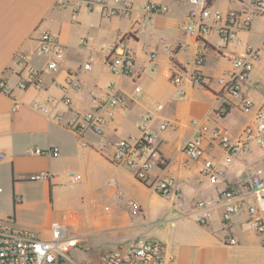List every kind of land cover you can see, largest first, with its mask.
Masks as SVG:
<instances>
[{
	"label": "crops",
	"instance_id": "1",
	"mask_svg": "<svg viewBox=\"0 0 264 264\" xmlns=\"http://www.w3.org/2000/svg\"><path fill=\"white\" fill-rule=\"evenodd\" d=\"M129 1L138 7L144 2L165 5L167 11L155 14L151 23L128 41L135 62L131 72L123 74L112 71L104 60L109 45L132 28L130 17L105 15L97 3L93 8L79 2L60 8L57 0H0V78L7 80V89L0 90V152L4 154L0 159V197L13 204V212L1 205L0 213L12 217L20 227L45 235L58 219L76 231L65 217L78 211L90 228L80 234L88 245V232L93 230L119 245L139 238L159 240L167 246V264H264L262 236L247 227L246 213L228 214L223 198L227 188L241 186L251 174H264V150L252 141L248 151L234 154L229 163L224 149L210 147L207 140L202 142L204 153L198 159L183 150L195 135L193 118L219 123L237 135L252 125L255 110L264 105V53L238 93L224 94L217 79L232 69L233 57L243 54L245 44L262 41L264 16L255 12L250 0H209V5L224 14L235 10L241 19L251 18L248 28L238 26L243 46L236 48L221 37L220 23L210 21V30L200 39L182 29L181 21L191 10L200 9L189 0ZM42 31L59 37L65 48L64 60L57 70H49L47 56H32L29 66L42 69V85L21 88L18 83L26 71L17 66L15 53L31 50ZM82 38L87 43H81ZM200 52L204 60L196 65ZM90 53L96 61L84 70L83 62ZM176 71L182 73L184 96L178 95V84L172 81ZM195 71L210 82L194 80ZM109 82L124 94V103L103 125L107 143L100 148L99 133L87 130L78 135L68 124L90 111L94 98L107 94ZM136 86H141L140 93ZM65 94L72 99L70 107L63 102L49 104L50 96L62 98ZM243 98L253 103L250 112L242 111ZM37 102L50 105L51 113L36 108ZM222 105L228 111L218 121L213 112ZM57 113H62L60 118L55 117ZM145 115L151 117L147 124L156 133L165 159L154 173L174 179L173 189L165 196L137 180L131 167L112 159L116 142L140 134L139 123ZM162 121L170 126L161 129ZM54 146L60 149L57 156L33 153L34 148ZM205 159L220 170L217 181L203 172ZM40 171H48L50 176L31 178ZM200 200L207 202L206 224L193 217ZM25 210L35 213L26 216ZM232 235L237 244H228ZM79 251L73 248L71 252ZM70 257L58 264H82L71 253Z\"/></svg>",
	"mask_w": 264,
	"mask_h": 264
},
{
	"label": "built area",
	"instance_id": "2",
	"mask_svg": "<svg viewBox=\"0 0 264 264\" xmlns=\"http://www.w3.org/2000/svg\"><path fill=\"white\" fill-rule=\"evenodd\" d=\"M190 3L200 7L199 11L191 10L188 16L181 21V27L188 33L200 39L210 30L209 22L219 24V33L226 42H233L235 47H242L243 42L238 36V26L248 28L251 18L241 19L238 11L232 10L224 14L219 7L209 5V0H189ZM257 14L264 16V0H250ZM84 3L88 8H93L97 3L103 14L125 15L132 19V28L126 33H122L113 41L106 54L104 63L114 72L129 74L134 66L135 52L128 45V41L144 30L151 23L155 14H163L167 11V6L153 2H144L141 6H136L129 0H57L56 6L65 8L71 3ZM81 43H87L86 38L81 39ZM185 44H179V46ZM178 47V46H177ZM65 48L59 37L49 31H42L35 37V44L31 50L20 49L15 53V61L21 71H26V77L18 83L21 88L29 86L41 87L42 69L29 66L32 56H47L46 68L57 70L64 60ZM264 53V37L257 44H245L244 52L236 55L232 60V69L225 75L217 79L224 94L238 93L248 81L250 74L260 55ZM156 53L151 52L154 58ZM204 60V54L198 53L195 64L200 65ZM96 57L90 53L83 62L82 68L89 70L93 67ZM194 80L202 83L210 82V78L202 75L199 71L193 73ZM174 84H178L177 93L184 96L186 90L182 85V73L174 72L172 76ZM7 89V80L0 78V90ZM136 93L141 92V86H136ZM49 104L58 105L63 102L67 107L72 104V99L68 94L62 98L50 96ZM124 103V94L115 87L112 82L107 84V94L101 98H94V107L86 112L82 118L72 119L69 126L81 135L87 130H92L100 134L99 147L104 148L107 141L103 136L102 127L114 118L119 107ZM36 108L46 114L51 113L50 105L37 102ZM243 112H250L253 103L247 98L240 102ZM162 105L158 106L161 109ZM228 111L225 105L216 108L213 112L219 121ZM62 113H57L55 117L60 118ZM151 117L145 115L139 123L140 134L119 140L114 145L113 161L118 164H126L134 170L137 180L150 185L160 195L170 194L174 186V179L163 173H154V170L165 164L162 156L158 137L148 127ZM191 125L195 130L193 138L187 140L183 146L184 152L192 159L200 158L204 153L202 142L207 140L210 147L220 146L227 153L225 161H232L233 155L238 152H246L250 149L252 141H256L264 150V105L257 108L254 113L252 125L247 126L244 131L237 135L227 127L219 123L211 124L208 119L191 120ZM170 124L168 121L160 123L161 129H166ZM35 154H50L57 156L60 153L58 146L47 149L34 148ZM4 157L0 152V159ZM203 172L212 181H217L220 170L214 162L205 159L203 162ZM50 172L40 171L31 176L32 179L48 178ZM2 188L0 187V192ZM224 206L228 214L246 213L247 227L262 236L261 243L264 246V174L254 173L241 186H232L223 192ZM19 199H17L18 201ZM207 208L206 201L196 203V211L193 217L200 224H206L208 214L204 211ZM228 244L238 243V239L232 235L227 239ZM79 236L76 234L74 226L63 222H52L49 232H40L20 227L12 217H2L0 215V264H58L61 260H71L70 253L73 248L78 247ZM167 246L159 240L139 238L130 243L119 245L115 249L106 251L100 256L99 264H167Z\"/></svg>",
	"mask_w": 264,
	"mask_h": 264
},
{
	"label": "rangeland",
	"instance_id": "3",
	"mask_svg": "<svg viewBox=\"0 0 264 264\" xmlns=\"http://www.w3.org/2000/svg\"><path fill=\"white\" fill-rule=\"evenodd\" d=\"M1 205L9 207L13 212V204L10 200L0 197V206ZM43 211L44 210H37L38 213H43ZM24 213L27 216L30 214L32 215L35 212L31 210H25ZM0 215L4 217L1 213ZM68 215L70 216L69 218ZM68 215L65 217V219L67 218L70 223L76 226V233L78 234L80 240L78 247H76L80 251L77 254H72L71 252V256L74 259L78 260L82 264H99V257L101 253H105L106 251L119 247V244H116L112 240H105L103 237L104 234L100 232L97 233L96 230H93V233L88 232V237L90 238V242L88 245V243L84 242L85 236L80 235L81 233L86 232L88 229H90L86 224L85 218L81 215V212L78 211L71 212ZM65 219L63 218L62 220L65 221ZM58 221L61 220H56V222ZM65 264L73 263L66 262Z\"/></svg>",
	"mask_w": 264,
	"mask_h": 264
}]
</instances>
